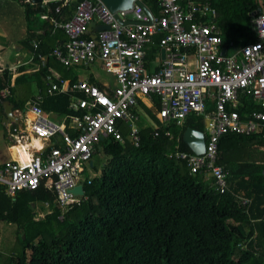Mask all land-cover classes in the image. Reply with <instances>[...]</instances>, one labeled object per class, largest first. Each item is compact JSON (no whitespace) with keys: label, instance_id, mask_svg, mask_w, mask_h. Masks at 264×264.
<instances>
[{"label":"trees","instance_id":"obj_1","mask_svg":"<svg viewBox=\"0 0 264 264\" xmlns=\"http://www.w3.org/2000/svg\"><path fill=\"white\" fill-rule=\"evenodd\" d=\"M69 1L75 10L82 0ZM211 1L227 53L254 41L250 20L260 10V0ZM20 2L28 28L22 45L33 53L32 63L0 73V90H10L0 101V112L4 101L12 103L13 109L24 108L32 95L33 78L38 93L43 94L44 111L72 114L68 93L46 94L48 76L57 83L65 78H56L50 70L54 58L50 55L68 36L47 21L39 28H46L44 32L30 28L37 14L48 13L47 4L54 15L50 17L59 19L56 6L60 2ZM143 2L158 12L155 0ZM159 38L155 35L147 50L148 67L158 52ZM45 54L49 61L42 66ZM28 67L35 71L26 72ZM76 81L73 78L70 83ZM153 104L157 106L158 100ZM141 105L156 119L151 108L142 101ZM251 108L259 105L247 100L241 115ZM140 126L138 146L129 140L126 129L122 130L123 142L105 139L96 145V152L101 147L107 161L100 169L93 162V170L99 173L84 182V197L65 210L57 204L56 193L42 184L17 191L13 198L0 187V221L15 226L7 264H264V158L260 159L264 152L255 147L263 140L235 133L220 137L217 164L228 172L227 189L220 193L204 172L191 174L185 162L168 156L176 145L191 151L183 132L188 127L204 132L201 116L188 115L181 124L158 129L157 135L154 128ZM9 127L14 130L16 124ZM42 204L50 211L36 218L35 207L43 209Z\"/></svg>","mask_w":264,"mask_h":264},{"label":"built area","instance_id":"obj_2","mask_svg":"<svg viewBox=\"0 0 264 264\" xmlns=\"http://www.w3.org/2000/svg\"><path fill=\"white\" fill-rule=\"evenodd\" d=\"M136 1L130 9L117 12L122 21L133 23L118 21L99 0H82L69 19L50 20L53 28L68 36L51 55L66 67L89 68L100 62L113 75V83L100 87L87 79L72 84L66 79L51 81L46 94L68 93L73 110L59 122L42 108L41 93L27 100L24 108L13 109L17 124L8 131L9 155L0 157V187L6 195L42 184L56 193L62 210L79 202L84 192L71 190L77 185L84 190V182H90V175L84 174L93 170L99 142H123L126 129L129 140L138 146L139 111L146 112L141 100L150 103L155 114L156 119L146 112L155 124V135L168 124H181L188 115L202 117L204 153L179 150L176 145L168 156L185 162L191 174L204 172L220 193L227 189L228 175L217 164L220 137L235 133L264 138V0L250 20L254 41L225 54H221L217 11L211 0H155L158 12L150 10V16ZM91 21L109 28L96 31L92 38ZM155 35H160L159 49L148 67L146 54ZM8 95L9 88L1 89L0 101ZM247 100L259 108L241 115Z\"/></svg>","mask_w":264,"mask_h":264},{"label":"crops","instance_id":"obj_3","mask_svg":"<svg viewBox=\"0 0 264 264\" xmlns=\"http://www.w3.org/2000/svg\"><path fill=\"white\" fill-rule=\"evenodd\" d=\"M54 1H59L60 2L56 6L57 7V11L59 10V12L57 13L55 11L57 13L58 18H59V19H57L58 21L69 19L73 15L74 6L71 3H69L70 2L69 0H42L41 2H43V4H47V3H50V2H54ZM46 6H47L48 13L45 12V13H41V14H46L47 18L46 19H42V18L39 17L40 13L37 14V18L34 17L37 20V22L34 23L33 25H30L31 30H35V31H37V30L39 31L40 30L41 32H44L46 28L42 29V30L39 29V28H41L40 27L41 24H43L45 21H47V23H49V25H52L50 20L53 17H50V15L51 16H54V15L49 13L50 12L49 5L47 4ZM144 6L147 9L150 8L146 3H144ZM149 11H150V9H149ZM53 19H56V18H53ZM19 26L17 28L16 35H14V37L10 38V40H7L8 44L3 45V46L0 44V71L3 70L4 68H8L10 71H14L21 64L32 63L31 59H32L33 53L28 48H26L24 45H22V40L26 37V32H27V29H28L27 28V22H26V19H25V14H24V20L23 19L21 20ZM53 29H52V32H53ZM11 31L14 32L13 30H11ZM9 33H10L9 31L5 32L6 35H10ZM88 33H89V35L92 34V32H89V31H88ZM32 42H33V44H35L34 41H32ZM52 57L53 56L50 55V58H52ZM52 59H54V58H52ZM52 59H51V62H50V65H51L50 70L52 71V73H54V76L56 78L57 77H63V78L65 77L64 79H66L68 81H70L73 78L75 80H82V79L90 80V79H93V80L97 81L99 84L100 83H106V84H109V85H112V83H113V75L108 73V72H105L102 69L100 62H96V64L90 66L89 68H83V67H79V66L78 67L73 66V67L65 68V67L61 66L60 64L56 63ZM41 60H42V66L45 65L47 60L49 61L48 55L47 54L43 55L41 57ZM34 69L32 67H28L26 69V72H33V71H35ZM53 79H54V77L52 75L47 77L48 85H49V83L51 81L55 82ZM36 84H37L36 79L32 78L31 79V84H30L31 85V89H32V95L27 100H30L35 94L38 93V88H37ZM141 101L146 106H148L150 104L146 100H141ZM141 101H140V105H141ZM3 115H4V108L0 112L1 121H2V116ZM10 123H12V122H9V125H10ZM3 124H4V122H3ZM4 125H5V128H6L7 124H4ZM256 137L261 138L263 140V143L256 144L255 147L257 148L258 151L264 152V149H262V147H261V146L264 145V138H262L261 136H256ZM8 148H9V146L7 147L5 153L3 155H0L1 158L2 157H7L9 155V149ZM12 151H14V150H12ZM263 158H264V154L261 156L260 159H263ZM6 196L10 197V198H13V196H8V195H6ZM44 206L46 207L47 205L44 204ZM39 210L42 211V215H44V214H46V213H48L50 211V209H48L47 211L45 209H44V211L42 209H39ZM8 225H11V224H8ZM1 261L4 264H7L8 260L7 259H5V260H1L0 259V264H1Z\"/></svg>","mask_w":264,"mask_h":264},{"label":"rangeland","instance_id":"obj_4","mask_svg":"<svg viewBox=\"0 0 264 264\" xmlns=\"http://www.w3.org/2000/svg\"><path fill=\"white\" fill-rule=\"evenodd\" d=\"M24 20V7L20 3V0H0V44L6 45L8 44L7 40H10V38L14 37L16 35V31L18 26L20 25L21 20ZM36 19H32V24L36 23ZM20 27V26H19ZM31 28V27H30ZM13 30L14 32H12ZM9 31L10 35H6L5 32ZM12 35V36H11ZM233 50V49H232ZM230 49L229 52L232 51ZM101 77V76H100ZM140 114V125H146L150 127H154L155 124L151 120V118L148 116L146 112L139 111ZM50 118H52L55 121H61L62 117L55 113L49 114ZM11 124V123H10ZM5 125L0 120V155H3L9 146V138H8V131L10 129L9 123ZM262 149H264V145L261 146ZM108 156L103 153L101 147L99 149V152H96L93 155L92 161L97 164V168L100 169L101 165L107 161ZM99 173V171L97 172ZM95 173L93 170H89L88 173H85L84 176L90 175V178L94 176ZM47 211L50 209L49 206H44L42 209ZM42 211L39 210L38 207H35V217L41 218ZM15 242V226L14 225H8L4 221H0V259L5 260L7 259L8 255L11 254L12 251V245ZM1 264H4L1 261Z\"/></svg>","mask_w":264,"mask_h":264},{"label":"water","instance_id":"obj_5","mask_svg":"<svg viewBox=\"0 0 264 264\" xmlns=\"http://www.w3.org/2000/svg\"><path fill=\"white\" fill-rule=\"evenodd\" d=\"M34 3L41 2L42 0H32ZM104 5L112 12L115 14V18L120 21L121 23H133L134 21L132 20H126L122 21L121 18L118 15V11L120 10H126L130 9L133 6V3L135 0H99ZM138 5H140L143 10L148 13L150 16L149 10L144 6V4L140 1H136ZM109 26L106 24H95L94 21L89 22L88 24V31L92 32L90 35L92 38L96 37L95 32L99 30H104L108 29ZM162 52V57H163V50ZM226 53V47H223L221 49V54ZM3 108H4V115L2 116V122L4 124H8L9 122L14 121V116H13V104L10 103L9 101H4L3 102ZM183 141L185 144L189 147V149L194 152L195 154H203L205 151V137L204 133L202 131L196 130L194 128H186L185 131L183 132ZM74 194H80L82 195L84 190L82 185H77L71 190ZM40 204V203H39ZM44 205V204H42ZM24 238V236H22Z\"/></svg>","mask_w":264,"mask_h":264}]
</instances>
